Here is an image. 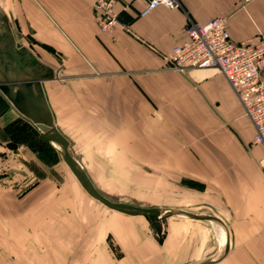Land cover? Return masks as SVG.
Wrapping results in <instances>:
<instances>
[{
    "label": "rangeland",
    "instance_id": "rangeland-1",
    "mask_svg": "<svg viewBox=\"0 0 264 264\" xmlns=\"http://www.w3.org/2000/svg\"><path fill=\"white\" fill-rule=\"evenodd\" d=\"M24 43L42 62L43 51L53 52L43 45L33 47L27 38ZM54 57L55 72L47 84L53 111L47 127L66 140L71 159L95 190L132 208L222 218L230 240L228 205L235 193L227 188L228 177L250 166L264 171V147L237 143L235 121L242 120L245 132L250 123L236 99L232 97L237 110L232 115L231 100L219 108H200L181 97L176 102L163 94L145 96L132 81L129 88L124 78H99L88 64L86 70L61 73ZM170 100L176 104L168 111ZM7 121L0 131V193L16 203L21 215L33 206L41 222L62 215L98 218L93 221L102 246L115 256L120 253L115 234L144 228L146 249L155 254V264H198L219 252L218 231L211 223L137 215L98 202L69 171L60 152L37 139L33 123ZM53 223L45 228L58 226Z\"/></svg>",
    "mask_w": 264,
    "mask_h": 264
},
{
    "label": "crops",
    "instance_id": "crops-1",
    "mask_svg": "<svg viewBox=\"0 0 264 264\" xmlns=\"http://www.w3.org/2000/svg\"><path fill=\"white\" fill-rule=\"evenodd\" d=\"M94 1L0 0V11L10 33V39L4 42L0 37V72L18 81L39 78L49 119L53 101L47 84L55 72L54 55L59 59L61 73L86 70L88 64L99 78H124L130 82L129 88L133 83L145 96L163 94L176 102L181 97L200 108L208 104L219 108L231 100L229 111L233 115L236 98L216 70L198 69L179 76L165 70L162 59L183 41V28L188 22L201 24L223 17L233 43L259 33L264 35V0H176L177 8L158 7L145 17L139 16L143 1L116 0L113 11L124 29L107 32L97 27ZM26 38L33 47L43 45L53 52L43 51L44 62L40 61L35 49L24 43ZM170 101V106L165 107L168 111L176 104ZM14 118L30 121L0 91V131L5 121ZM241 121L237 119L234 124L240 139L237 143L252 142L251 124L245 132ZM220 125L221 120L219 128ZM261 153V148L257 149L255 156ZM263 173L250 166L245 171H235L234 177L229 175L227 188L235 193L228 205L229 247L221 261L214 264H264ZM34 209L28 206L21 215L16 203L5 200L0 193V264H155V254L146 249L144 228H124L115 234L120 252L115 256L102 246L99 227L93 221L98 218L62 215L50 218L58 226L45 228L51 222L37 219Z\"/></svg>",
    "mask_w": 264,
    "mask_h": 264
},
{
    "label": "built area",
    "instance_id": "built-area-1",
    "mask_svg": "<svg viewBox=\"0 0 264 264\" xmlns=\"http://www.w3.org/2000/svg\"><path fill=\"white\" fill-rule=\"evenodd\" d=\"M141 1L144 5L140 17L158 7L174 9L178 6L176 0ZM115 2L95 0L93 3L95 22L102 32L124 29L113 11ZM183 37L162 59V67L177 75L198 69L216 70L227 82L254 130L252 144L264 147V35L259 33L233 43L226 30V19L217 17L201 24L188 22L183 28Z\"/></svg>",
    "mask_w": 264,
    "mask_h": 264
},
{
    "label": "water",
    "instance_id": "water-1",
    "mask_svg": "<svg viewBox=\"0 0 264 264\" xmlns=\"http://www.w3.org/2000/svg\"><path fill=\"white\" fill-rule=\"evenodd\" d=\"M0 37L1 40L4 42L6 38L10 39V33L7 29L5 24V20L3 17V13L0 11ZM1 52V47H0ZM8 54H6L7 56ZM10 81L0 72V91L2 94L7 98V100L17 109L19 112L24 114L25 116L29 117L30 121L35 125L37 128V139L40 142H46L49 144L56 143L61 146L62 148V159L65 162L66 166L68 167L69 171L74 175V177L79 181V183L84 187V189L93 196L95 200L102 203L103 205L114 209L116 211L121 212H130L124 211L123 204L113 203L105 198H103L92 186L89 180L74 169L73 167V160L71 159L68 151H67V142L66 140L61 137V135L52 127H47V121L49 119L47 111L44 106L43 98L41 95V91L39 89V81L40 79L35 77L29 80H20L18 81ZM127 207V206H126ZM121 208V209H120ZM137 215L143 216H155L159 219L166 218L169 216H180L184 217L189 220L193 221H204L212 224L219 225L221 228H224L223 222L218 220L216 217L209 216V215H197L186 213L182 210H170L169 215H161L159 214L160 211L155 208L140 210L136 209L133 210ZM140 212V213H137ZM228 250V242L225 241L223 246V252L216 259V261L206 260L198 264H214L215 262L219 261L223 258Z\"/></svg>",
    "mask_w": 264,
    "mask_h": 264
},
{
    "label": "bare ground",
    "instance_id": "bare-ground-1",
    "mask_svg": "<svg viewBox=\"0 0 264 264\" xmlns=\"http://www.w3.org/2000/svg\"><path fill=\"white\" fill-rule=\"evenodd\" d=\"M8 80L10 81H16L15 79H12V78H7ZM31 78H24V80H29ZM23 80V79H22ZM52 80V79H51ZM62 137V136H61ZM52 147H54L58 152L62 153V148L60 145L56 144V143H52L51 144ZM73 167L74 169L77 171V173L81 174V175H84L82 173V170L79 166H77L74 162H73ZM103 197V196H102ZM104 198V197H103ZM121 209V208H120ZM124 211H130V212H134L133 210H136V209H140V210H145V208H132V207H129V206H124V208H122ZM185 212V211H184ZM136 213V212H135ZM137 213H140V212H137ZM168 213H170V210H166V211H161L159 214L161 215H169ZM188 213V212H186ZM214 217V216H213ZM217 218V217H216ZM218 220H220L219 218H217ZM221 221V220H220ZM222 222V221H221ZM212 224V223H211ZM224 224V223H223ZM216 228V230L218 232L217 235L220 239V249H219V252L211 259H209L210 261H216V259H218V257H220V255L222 254L223 252V246L225 244V241L227 240L228 242V247H229V239H228V234H227V230H226V226H224V228H221L219 225H216V224H213ZM225 225V224H224Z\"/></svg>",
    "mask_w": 264,
    "mask_h": 264
}]
</instances>
